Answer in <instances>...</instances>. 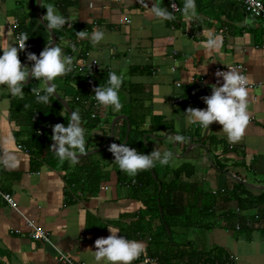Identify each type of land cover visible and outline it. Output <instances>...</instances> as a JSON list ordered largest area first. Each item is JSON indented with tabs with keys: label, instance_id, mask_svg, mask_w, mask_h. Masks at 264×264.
Returning a JSON list of instances; mask_svg holds the SVG:
<instances>
[{
	"label": "crops",
	"instance_id": "crops-1",
	"mask_svg": "<svg viewBox=\"0 0 264 264\" xmlns=\"http://www.w3.org/2000/svg\"><path fill=\"white\" fill-rule=\"evenodd\" d=\"M36 1L0 0V48L16 42L14 19L21 22L33 42L39 26L32 31L26 28L32 21L33 5L36 14ZM179 3L182 9L184 0ZM195 3L196 19L186 18L181 11L174 20L161 22L151 14V8L155 4L171 12L168 0H44L45 5L52 4L58 14L68 17V27L89 35L94 30L105 34L95 45L87 38L67 36L59 44L63 53L70 46L74 61H83L87 67L97 63L123 80L119 90L121 110L104 108L94 120L97 127L85 136V152L108 143L117 116L138 117L148 131L140 142L144 145L140 146L142 154L158 149L173 153L168 165L157 162L151 169L164 184L175 185L166 215L184 216L193 207L202 208L201 200L207 194L220 197L215 205V225L206 230L211 237L203 240L199 249L218 248L214 253L217 257L234 255L235 264H264V216H259L256 209L242 211L236 200L222 199L238 184L253 196L264 192L257 188L264 186V20L247 14L236 0ZM41 11L44 16L46 8L42 6ZM210 40L215 41L214 48L206 47ZM31 51L18 53L21 65L29 70L34 62L23 64ZM227 65H241L243 69L236 72H244L249 82L257 84L247 90L249 120L237 142L228 140L218 122L207 129L185 124L184 111L207 107L202 97L211 94L212 84L223 82L216 72L229 71ZM63 78L57 77L52 83L67 98L63 93L69 89ZM22 83L24 97L35 86L38 90L46 88L43 81L32 77ZM17 98L0 85V187L17 202L14 209L0 197V264H59L56 249L76 261L95 264L94 241L107 238L110 228L118 231V236L144 243L145 252L132 264H161L155 255L150 256L158 251L152 240L158 226L146 202L153 188L143 191L141 185L130 180L139 172L129 175L121 171L109 147L78 158L74 164L52 156L46 142V120L34 119L35 110L15 113ZM177 98L183 101L176 104ZM159 123L163 129L152 130ZM124 129L127 135V121L119 119L113 143H123ZM38 131H43V136ZM175 135L183 136L184 141L170 143ZM5 159L12 166L5 165ZM224 214L237 215L244 222L226 220ZM26 218L51 234L56 249L32 239ZM194 229L205 230L200 225L187 233L177 229L176 241L192 242L196 247L189 235ZM145 257L153 261L145 263Z\"/></svg>",
	"mask_w": 264,
	"mask_h": 264
},
{
	"label": "clouds",
	"instance_id": "clouds-1",
	"mask_svg": "<svg viewBox=\"0 0 264 264\" xmlns=\"http://www.w3.org/2000/svg\"><path fill=\"white\" fill-rule=\"evenodd\" d=\"M46 14L42 17L46 21V28L57 30L66 23L67 19L58 14L52 4L45 5ZM182 14L189 19L197 18V8L195 0H184ZM151 14L161 22L174 20V15L167 9L153 5ZM79 39H89L93 45L99 44L104 38L103 31L94 30L90 35L86 31H77ZM28 36H20L15 43L6 48H0V85L6 86L8 92L13 97L24 98V83L29 76L43 81L47 87L43 90L32 89L37 103L47 104L50 97L57 93L56 84L52 83L57 77L67 75L73 71V59L64 55L62 48L55 45H46L40 52L39 57L35 53H28L27 59L33 61L31 70L27 66L21 65L18 52L25 49V41ZM51 44V43H49ZM18 45V47L16 46ZM215 41L210 40L206 47L214 48ZM75 50V49H74ZM226 65V64H225ZM229 71H217L216 76L222 77L211 85V94L202 97L206 108L189 107L185 112V124L187 126L196 125L207 129L213 122L222 125V130L226 133L230 142H237L242 137L245 127L248 124V91L246 85L248 80L227 65ZM123 80L115 71L109 72L108 80L104 86L99 85L93 89L94 98L98 106L104 108L112 107L119 112L122 103L119 90ZM51 139L55 142L51 147L55 156L61 161L68 160L76 163L77 154L85 152V131L81 127V117L78 111H72L67 125L57 123L52 127ZM184 137L175 135L170 139V143L183 142ZM108 150L114 155V162L120 170L129 175H135L139 171L148 170L156 166L158 162L161 166L169 164L173 153L165 151L161 153L158 149L148 154H141L135 148L126 144H110ZM5 165L12 166L8 159L3 161ZM111 234L107 238H98L94 241L93 250L95 264H132L145 252V245L141 241L132 240L123 236H118V231L110 228Z\"/></svg>",
	"mask_w": 264,
	"mask_h": 264
},
{
	"label": "trees",
	"instance_id": "trees-1",
	"mask_svg": "<svg viewBox=\"0 0 264 264\" xmlns=\"http://www.w3.org/2000/svg\"><path fill=\"white\" fill-rule=\"evenodd\" d=\"M66 9L67 7L64 5L62 7V11L65 12ZM30 17L32 18V21L26 30L32 31L36 25L39 26L38 29L33 33V42L35 43L36 47L30 52L37 55L44 49L46 45H49L51 38L49 32L38 22L37 16L35 14V5H33ZM64 17L68 21V17L65 14ZM79 30L80 29L77 27L75 29L68 27V23H66L64 27L54 30L58 36V46L59 44L61 45L62 41H64L65 38H68L70 35V38H73L74 35L77 36L76 33ZM71 50L72 47H65L64 55L71 52ZM63 80L68 87L71 86L75 89L76 95L85 97L87 93L89 91H93L95 87H98L99 85L104 86L108 80V74L102 73L98 77L93 76L87 78L79 72L72 71L65 75ZM33 89H36V86ZM73 97H75V95L67 99L69 100L74 111L79 112L81 110L79 115L81 117V123L84 126L83 129L85 131V136H87L90 131L97 127L98 123L97 121L90 119V111L88 108L82 107L80 109L76 107L78 104L75 103L76 101ZM34 110L35 113L32 114L34 119L37 118V121L46 120V142L52 146V127L57 123L67 125L70 120L69 114L54 96L50 97V101L47 104L37 103L33 92L25 96L23 99L17 98L14 101L15 113H31V111L34 112ZM129 118L132 124V130L127 146L135 148L139 153L142 154L140 146L144 148V145H142L140 142L147 135L148 131L142 128L144 121H139L138 117L135 118L133 114L132 116L130 115ZM162 127H164V125L159 123V125H155L152 130L159 131L163 129ZM125 129L122 140H124L126 137ZM136 140L139 142V144H137L138 142ZM212 143H215L214 139H212ZM52 156H55L53 149ZM151 169H154V167ZM151 169L139 171L134 179H130L134 180L135 184L141 185L143 187V191H146L147 188L150 189V187L153 188L152 197L146 202L148 207L151 208L149 213L153 218L152 221L156 222L158 226V230L153 232L154 237L152 238L155 244L154 246L158 248V251H155L157 253L152 252L150 256L155 255L161 264H215V262L225 259L229 254L224 255V258L217 257L219 255L214 254L216 251H218V248H213L212 250H200L196 248L192 242L176 241L177 229H180L181 232L187 233L191 227L198 225L202 226L205 230L212 228L215 225L213 218H215L217 214L215 211V205L221 198L216 197L215 195L213 196L207 194L205 198L201 200L203 202L202 208L193 207L189 209L187 214L184 216L176 215L174 217H168L165 211L171 206L170 196L175 189V185H173V183L166 185L160 179L156 181L153 178ZM159 187H161V190H159ZM235 187L236 188L233 190V192H230V194L226 195L225 198H222L223 201L230 202L232 200H236L239 208L242 209V211L256 209L259 210L258 215L260 213L261 216H264V192H262V194L259 196H253L251 195L250 191H246L241 184H238ZM159 206H161L163 209V218L161 217ZM223 216H225L226 220L235 221L238 219L242 223L244 222V219L239 218L237 215L224 214ZM203 220H207L205 224L202 223ZM166 226H169L171 229V235L168 234ZM150 231H153L152 228Z\"/></svg>",
	"mask_w": 264,
	"mask_h": 264
},
{
	"label": "built area",
	"instance_id": "built-area-1",
	"mask_svg": "<svg viewBox=\"0 0 264 264\" xmlns=\"http://www.w3.org/2000/svg\"><path fill=\"white\" fill-rule=\"evenodd\" d=\"M236 1L243 7L244 11L247 14H249L255 18H259L261 20H264V2L262 0H236ZM168 2H169L170 11L174 15V17L176 15H179L181 13V10H182L180 3H179V0H168ZM13 28L15 30L16 41L22 35L28 36V39L25 41V49L23 51H19L18 53H21L24 51L27 52V51H31L32 49H34V44L31 41L30 36L24 31V29L22 28V24L18 19H14ZM16 46L18 47V45H16ZM67 56H69L73 59V53L72 52L68 53ZM83 57L84 56L81 55L82 59H83ZM73 64H74L73 71L79 72V73L83 74L84 76H86L87 78H90L93 76L98 77L102 73L109 74V72H111L109 68L103 69V68H101L100 65H97V63H95L92 67H87L86 65H84L83 61L78 63V62L73 60ZM230 68L235 70V71H237L239 69H243V67L241 65H233V66H230ZM241 75L245 76L244 72H241ZM256 87H257V84L251 83L249 81H248V84L246 85L247 90H251V89H254ZM73 98L76 102L80 103L82 105V107L89 109L90 119H92V120L98 119L100 114L104 110V107L98 106V104L94 98V92L93 91H89L85 97L80 96V95H75V97H73ZM192 100H193L192 98H189V101H192ZM182 101H183L182 98H177L175 100V103L178 104V103H181ZM38 134L40 136H43L44 132L38 131ZM0 197L10 207L17 209V202H16L14 196L11 193L2 190L1 187H0ZM26 222H27L28 226L31 228L30 236L32 237L33 240L41 241V242L46 243V244H48V245H50L56 249L54 241L51 238V234L48 231L37 226V224L33 220L26 218ZM240 227L241 226L238 224L237 228L239 229ZM56 251H57V262L59 264H88L86 262L76 261L62 251H59L57 249H56ZM152 261H153V259H151L149 257H145V259H144L145 263H150ZM235 261H236L235 256L230 254L225 259L215 262V264H235Z\"/></svg>",
	"mask_w": 264,
	"mask_h": 264
},
{
	"label": "water",
	"instance_id": "water-1",
	"mask_svg": "<svg viewBox=\"0 0 264 264\" xmlns=\"http://www.w3.org/2000/svg\"><path fill=\"white\" fill-rule=\"evenodd\" d=\"M42 4H43V0H37L36 1V15H37V18H38L40 24L50 33V35H51V44H49V47H52V46H55V45L58 44V36H57V34L55 33L54 30L49 31L46 28V23L47 22L46 21H43V19H42V17H43L42 16V11H41ZM39 54L37 55V57H39ZM31 63H33V61L27 60L23 65H27V64H31ZM28 79L30 80L31 79V76H29ZM46 87H47V84H46ZM53 96L63 105L64 109L69 114V116H71V112L73 111V109H72V106H71L69 100L67 98L62 97L58 92L57 93H54ZM119 119H125L127 121V135H126V138L124 139V141L122 143V144H126L127 145L128 141H129V138H130L131 128H132L131 127V122H130L128 116H126V115H119L112 122L110 139H109L108 143H106L105 145H103V146H101L99 148H96V149L90 150L88 152H85L84 154H77L78 155V158L80 159V158H85V157H88V156H91V155H95V154L103 151L104 149L108 148L110 146V144H112L113 141H114V137H115V126H116V123H117V121ZM154 147L157 149L156 146H154ZM152 174H153V177L157 180L158 177H157V174H156V172L154 170H152ZM257 188H259L261 190H264V186L257 187ZM160 212H161V216L163 217L164 214H163V211H162L161 206H160ZM167 230H168V232L170 234V229H169L168 226H167Z\"/></svg>",
	"mask_w": 264,
	"mask_h": 264
},
{
	"label": "rangeland",
	"instance_id": "rangeland-1",
	"mask_svg": "<svg viewBox=\"0 0 264 264\" xmlns=\"http://www.w3.org/2000/svg\"><path fill=\"white\" fill-rule=\"evenodd\" d=\"M68 89H69L68 92L66 94L65 93H63V94L65 96H67V98H70L72 96V94L75 92H74L72 87H68ZM189 233H190L189 235L193 239V242L196 244V248H198V249H199V246L204 243L203 240L208 239V238L210 239V237H211V233L207 234L206 230L194 229V230H190Z\"/></svg>",
	"mask_w": 264,
	"mask_h": 264
}]
</instances>
